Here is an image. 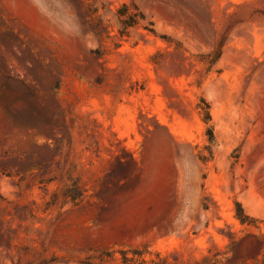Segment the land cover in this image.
I'll return each mask as SVG.
<instances>
[{
	"label": "rangeland",
	"instance_id": "1",
	"mask_svg": "<svg viewBox=\"0 0 264 264\" xmlns=\"http://www.w3.org/2000/svg\"><path fill=\"white\" fill-rule=\"evenodd\" d=\"M123 249L264 264V0H0V264Z\"/></svg>",
	"mask_w": 264,
	"mask_h": 264
},
{
	"label": "trees",
	"instance_id": "2",
	"mask_svg": "<svg viewBox=\"0 0 264 264\" xmlns=\"http://www.w3.org/2000/svg\"><path fill=\"white\" fill-rule=\"evenodd\" d=\"M124 9H127V6H124ZM120 17H123L121 20L123 26L125 28L128 27H134L137 24L136 20V14H130L128 12H119ZM100 23V19L98 18V24ZM153 31V30H152ZM121 36H123V32H120ZM205 118V122L209 123L211 121L210 113L207 112ZM209 140L210 142H213L214 140V134L212 128H209ZM83 195V190L78 186L75 185L72 188H66L65 192L63 193V196L65 198L70 197L72 201H76ZM237 212L236 217L241 222V224H247V225H255L258 223V220L254 219L253 217L249 216L242 205L240 203H237ZM121 255V263L122 264H163L160 261L155 260H148L146 258V255L148 254L146 249H123L119 251ZM111 258V254H104L101 256L100 260L102 262H106V258Z\"/></svg>",
	"mask_w": 264,
	"mask_h": 264
}]
</instances>
